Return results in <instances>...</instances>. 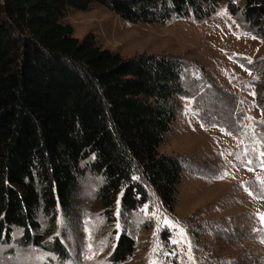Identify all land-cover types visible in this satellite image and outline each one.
<instances>
[{
    "label": "trees",
    "instance_id": "obj_1",
    "mask_svg": "<svg viewBox=\"0 0 264 264\" xmlns=\"http://www.w3.org/2000/svg\"><path fill=\"white\" fill-rule=\"evenodd\" d=\"M222 0H0V242L72 255L55 234L72 218L90 177L99 204L114 219L155 192L176 203L184 161L159 146L176 120L181 96L194 98L183 59L141 53L123 57L83 39L63 21L70 9L100 4L131 22L202 20ZM247 32L264 37V0H228ZM245 66L264 84V58ZM122 231L109 256L122 264L136 251Z\"/></svg>",
    "mask_w": 264,
    "mask_h": 264
},
{
    "label": "rangeland",
    "instance_id": "obj_2",
    "mask_svg": "<svg viewBox=\"0 0 264 264\" xmlns=\"http://www.w3.org/2000/svg\"><path fill=\"white\" fill-rule=\"evenodd\" d=\"M227 2L202 20L131 22L100 4L70 9L63 18L76 37L91 33L99 46L123 57L155 53L183 59L195 94L178 98V116L159 146L160 154L184 161L176 203L165 206L152 192L134 211L124 212L119 200L114 219H108L97 182L89 177L78 190L73 217L60 216L55 231L72 255L66 264H111L122 231L137 243L134 256L122 264H264V232L254 231L264 227L259 220L264 214V157L259 156L264 152V84L258 85L263 76L244 64L264 58V37L247 32ZM181 228L183 238L177 235ZM0 264L62 262L46 248L0 242Z\"/></svg>",
    "mask_w": 264,
    "mask_h": 264
},
{
    "label": "snow or ice",
    "instance_id": "obj_3",
    "mask_svg": "<svg viewBox=\"0 0 264 264\" xmlns=\"http://www.w3.org/2000/svg\"><path fill=\"white\" fill-rule=\"evenodd\" d=\"M253 38H255V37H253ZM249 62H251V61H249ZM251 151H255V149H251ZM259 156L264 157V152H260V153H259ZM247 163H248V164H251L252 161H251V160H248ZM260 167L264 168V160H261V161H260ZM249 170H251V169H249ZM220 178H223V177H220ZM261 186L264 187V180L261 181ZM250 194H251V193H250ZM259 220H260V222H261V225H264V214L259 215ZM163 223H164V224H168V225H170L171 227H176V225L173 224V223H172L171 221H169L168 219H165V220L163 221ZM254 231H255V232H258V233H260V232H264V227H261V228H258V229H254ZM177 235L183 238V237L185 236L184 230L181 228ZM170 242L173 243V244L179 243V241H178V240H175V239L171 240ZM261 243H264V239H261ZM90 248H91V245H89V249H90ZM153 251L155 252L156 249H153ZM187 252H188V255H189V261H192L193 258H192V256H191V245H190V244H189V246H188V250H187ZM172 254H175V253H172ZM89 258H91V257H89ZM150 264H155V261H150Z\"/></svg>",
    "mask_w": 264,
    "mask_h": 264
}]
</instances>
